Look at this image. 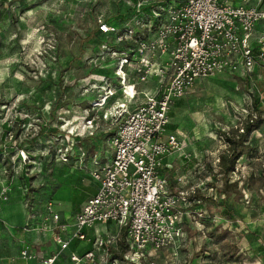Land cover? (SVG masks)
<instances>
[{
  "label": "rangeland",
  "instance_id": "rangeland-1",
  "mask_svg": "<svg viewBox=\"0 0 264 264\" xmlns=\"http://www.w3.org/2000/svg\"><path fill=\"white\" fill-rule=\"evenodd\" d=\"M139 1L150 6L151 0ZM131 2L0 0V185L22 193L28 187L27 195L39 196L42 206L59 188L73 205L95 187L92 158L108 155L107 137L117 125L109 117L113 102L84 118L83 109L105 91L104 76L115 82L117 55L103 47L114 35L96 33L97 20L116 21L131 12ZM259 5L264 8V0ZM263 28L264 22L257 30ZM156 84L149 78L138 88ZM172 106L166 128H185L189 143L169 158L191 150L177 172L186 175L185 188L194 186L206 199L190 201L180 249L166 248L157 263L264 264V63L248 74L198 80ZM250 118L259 119L258 126L222 175L221 156L230 148L224 137L236 140Z\"/></svg>",
  "mask_w": 264,
  "mask_h": 264
},
{
  "label": "built area",
  "instance_id": "built-area-1",
  "mask_svg": "<svg viewBox=\"0 0 264 264\" xmlns=\"http://www.w3.org/2000/svg\"><path fill=\"white\" fill-rule=\"evenodd\" d=\"M260 2L151 0L146 15L144 5L136 0L130 21L97 20L100 34L114 35L113 42L132 43L121 50L112 49L110 42L103 45L117 55L115 82L104 76L105 91L83 109L86 118L92 109L108 108L111 98L116 103L109 116L117 121L108 139L110 157L105 163L93 158L90 174L97 190L70 220L61 222L53 200L45 202L42 219L51 223L41 227L50 231L54 251L38 256L26 245L20 250L22 258L54 264L71 242L87 240L90 247L71 250L67 264H147L145 259L153 250L175 249L182 242V223L190 210L188 194L194 186L185 188L183 175L173 186L162 171L171 167L164 158L184 146L178 132L166 128L169 112L174 101L184 97L198 80L238 70L248 74L256 64L264 63V29L257 30L264 21ZM149 78L157 79L152 91L137 88ZM137 97L142 100L129 108ZM92 123V117L86 119L88 133ZM182 157L190 156L184 152ZM2 199L5 190L0 192ZM24 203L33 208L27 197ZM108 222L115 224L117 232L103 236L98 226ZM121 234L122 252L118 244Z\"/></svg>",
  "mask_w": 264,
  "mask_h": 264
},
{
  "label": "crops",
  "instance_id": "crops-1",
  "mask_svg": "<svg viewBox=\"0 0 264 264\" xmlns=\"http://www.w3.org/2000/svg\"><path fill=\"white\" fill-rule=\"evenodd\" d=\"M238 0H235V2ZM255 0H248V3H253ZM264 21H261L263 23ZM259 26V25H258ZM258 28V27H257ZM264 29V28H263ZM114 81V80H113ZM114 83V82H113ZM138 88V87H137ZM145 89H149L150 91L153 90L151 86L146 87ZM118 97H120L118 95ZM115 99V98H114ZM113 99H110V102ZM121 101V97L118 99ZM142 99L140 98H135L130 102L129 108H133L137 103H139ZM173 106L171 107V111ZM171 116H169V123ZM175 131L178 132L177 136L178 139L184 144L182 149L186 147V145L189 143L188 140V135L187 131L185 128H173L170 129L169 131ZM114 128L110 130V134L107 137V140L109 139L110 135L113 133ZM191 149V148H190ZM183 152H190V151H183ZM183 154V153H182ZM182 154H175V158L170 159L169 156L164 158V162L167 164H170V168H164L162 171L166 173L168 176V179L171 183V185L176 184V178L180 175H184L183 172L178 173L177 171L182 170L184 165L188 159H184L182 157ZM105 158L102 160H99L97 157L96 159L101 162L105 163L109 157H110V150L108 151V155H104ZM171 156V155H170ZM93 157V158H94ZM92 158V160H93ZM91 165V164H90ZM93 162H92V167H93ZM6 182V181H5ZM95 182V187L91 188L88 190H83L82 192L85 194L80 196L81 198L78 199L77 204H70L69 201L66 198V195H68V191L66 189H57L55 193L53 192L51 194V198L54 201V209L57 210L59 214V218L61 222H66L70 220V216H72L85 202V200L90 197L94 192L97 190V182ZM3 185V186H2ZM0 185V192L2 190H5V199L0 200V264H40L39 258H30V259H24L20 255V250L23 248V246H28L29 249L33 252H35L38 256H44L51 254L52 251L56 248V245L54 241L52 240L51 233L48 231L46 228L43 229L41 226L43 223H51V220L48 219L47 221H43V217L45 214V208H44V203L42 206L41 201L39 203V196H35V202L33 201V208H28L24 201L23 198L25 196L26 198V191L23 193L18 189V188H10L6 183ZM180 186V184L178 185ZM3 187V188H2ZM62 201V202H61ZM77 205V206H75ZM98 232H100L103 236L108 234V233H116L117 232V227L115 224L108 222L106 224H101L98 226L97 229ZM90 235L94 234V231L91 230L89 232ZM115 244V243H114ZM113 244L112 248L115 247ZM90 247V243L86 241H79V240H74L73 242L70 243V247L62 252L54 264H67V256L68 253L71 250H76V251H82L84 249H87ZM172 250V249H171ZM113 251L115 253L117 252V248H113ZM166 249H161V250H153V253L150 257H147L145 259L146 263H153V264H158L157 260L161 259L159 257L165 256ZM175 253V251H173ZM82 264H90V263H82Z\"/></svg>",
  "mask_w": 264,
  "mask_h": 264
},
{
  "label": "trees",
  "instance_id": "trees-1",
  "mask_svg": "<svg viewBox=\"0 0 264 264\" xmlns=\"http://www.w3.org/2000/svg\"><path fill=\"white\" fill-rule=\"evenodd\" d=\"M161 1H170V0H161ZM135 2L136 0H132V4H131V8H130V13H128L127 15H120V17H118V19L114 22H117V23H121L125 20H127V18H131V15H134L135 13ZM150 7H143L142 10H144L145 14L147 15L149 13V10H150ZM148 11V12H147ZM147 12V13H146ZM96 33L100 34L99 31H98V28L96 30ZM132 43L130 42H113L112 43V47L115 49V50H121L122 47L124 46H129L131 45ZM171 113L172 111L170 110L169 112V116H171ZM258 122H259V119L255 118V119H252L250 121H246L245 124L242 126V130L238 136V138L236 140H234L233 138H230L228 136H225L224 137V140L227 142V144H229V153L228 154H224L221 156V161L219 163V172L222 173V175H226L230 170L233 169V166H234V163L236 160H238V157L241 155V148H240V144L242 143V141L244 140V137L247 133H249L250 131L256 129V127L258 126ZM174 128V127H173ZM27 189L29 190V188L27 187ZM26 189V190H27ZM36 190V189H35ZM197 192H193L192 195H189V199L190 201H193L194 203H199L201 200H204L206 199L205 196H203L202 194H196ZM51 194L52 193H49L48 194V198L50 199L51 198ZM26 197L31 201V202H35V195L33 196H28L27 195V192H26ZM33 200V201H32ZM45 200H48V199H45ZM43 201V200H42ZM40 199H39V203H40ZM44 202V201H43ZM120 240L118 241V244H119V248L121 250V252L125 249V245H124V241H123V234H121L120 236ZM181 247V244L179 243L175 249H180Z\"/></svg>",
  "mask_w": 264,
  "mask_h": 264
}]
</instances>
